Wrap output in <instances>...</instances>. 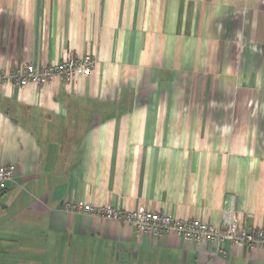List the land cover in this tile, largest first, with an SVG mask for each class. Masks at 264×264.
I'll return each instance as SVG.
<instances>
[{
    "label": "crops",
    "instance_id": "0c3cea01",
    "mask_svg": "<svg viewBox=\"0 0 264 264\" xmlns=\"http://www.w3.org/2000/svg\"><path fill=\"white\" fill-rule=\"evenodd\" d=\"M0 264H264V246L151 236L65 204L264 228V0H0Z\"/></svg>",
    "mask_w": 264,
    "mask_h": 264
},
{
    "label": "built area",
    "instance_id": "2783aa9c",
    "mask_svg": "<svg viewBox=\"0 0 264 264\" xmlns=\"http://www.w3.org/2000/svg\"><path fill=\"white\" fill-rule=\"evenodd\" d=\"M97 64V59L91 54L83 57L70 56L62 61L36 67L31 63H23L18 69L0 68V86L13 83L24 87L28 83L41 85L58 78L65 83H71L76 75H90ZM13 166H0V183L12 180ZM71 212H85L92 215L111 218L133 225L138 232L151 236H163L174 233L185 240L211 242L219 245L231 241L239 246L246 245L251 249L264 246V228L252 231L241 227L238 217L231 213L225 218L222 227L208 223L205 220L179 219L162 212H151L139 207L135 210L115 209L111 206H93L90 204H65ZM211 264V263H210Z\"/></svg>",
    "mask_w": 264,
    "mask_h": 264
}]
</instances>
